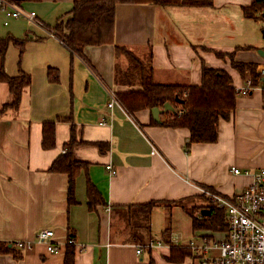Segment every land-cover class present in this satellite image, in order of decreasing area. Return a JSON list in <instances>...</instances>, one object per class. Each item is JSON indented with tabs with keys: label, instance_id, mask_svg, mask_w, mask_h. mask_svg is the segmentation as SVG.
I'll list each match as a JSON object with an SVG mask.
<instances>
[{
	"label": "crops",
	"instance_id": "0c3cea01",
	"mask_svg": "<svg viewBox=\"0 0 264 264\" xmlns=\"http://www.w3.org/2000/svg\"><path fill=\"white\" fill-rule=\"evenodd\" d=\"M74 1H20L42 26L0 10V38L20 42L8 43L0 63L9 76L24 72L30 78L18 107L0 113V241L31 242L29 247L14 246L18 258L0 254V264H62L69 236L76 241L70 245L73 264H201L205 253L193 251L189 242L200 247L205 240L222 238L226 228H193L192 216L200 217L207 208L200 188L233 195L252 176L234 174L231 167L250 172L264 168V90L236 95L235 107L218 121L217 139L191 143L186 151V127L152 123L150 109L132 116L118 106L107 107L109 89H130L115 83V45L141 56L150 51L157 83L200 85L205 66L225 70L236 88L248 76H241L227 55L216 53H233L236 61L258 67L264 55V21L242 15V7L253 0H211V6L119 3L113 43L86 45L78 55L48 33L69 17ZM10 99L7 83L0 81V109ZM102 118L107 124H99ZM48 122L54 126L53 145L44 148ZM71 140L73 159L87 166L78 171L75 202L68 204L67 174L48 168ZM97 143H103V150ZM107 163L115 175H109ZM87 180L105 202L95 210L87 207ZM150 201L156 203L151 233L161 243L137 253L138 244L130 240L120 217L124 209L116 206ZM46 228L53 230L55 253L35 240L38 230ZM170 245L189 248L192 254L180 263L168 261Z\"/></svg>",
	"mask_w": 264,
	"mask_h": 264
},
{
	"label": "trees",
	"instance_id": "16d2710c",
	"mask_svg": "<svg viewBox=\"0 0 264 264\" xmlns=\"http://www.w3.org/2000/svg\"><path fill=\"white\" fill-rule=\"evenodd\" d=\"M119 3H152L159 5H186V6H211V0H75L69 12V17L56 24L52 30L57 38L70 49L72 53L82 55L86 45H101L113 43V24L115 7ZM264 7V0H253L247 6L242 7V15L246 18L262 20L260 14ZM10 41L20 45L15 38H0V57L4 55ZM218 56L227 55L231 66L241 76L251 79L253 84L258 82L256 72L257 63L241 62L234 59L233 53H216ZM115 70L114 79L117 85L130 87L126 91H116L119 100L129 114L134 116L135 112L152 107L162 108L165 102L173 106V111H162L158 123L170 127H186L189 130V138L185 143V150L188 151L191 143L213 142L217 139V126L220 118H225L235 107L236 93L231 85V77L223 69L208 68L202 66L200 85H181L171 83H157L153 79V68L151 65V52L141 56L133 52L127 46L115 45ZM52 79L56 74L49 70ZM0 81L7 83L11 99L3 104L0 113L6 108H17L20 95L24 87L30 83V78L24 72L19 75L9 76L6 74L3 64L0 63ZM53 122L44 124L42 145L50 148L53 145ZM71 140L66 144L64 152L60 153L48 168L51 172L67 174V202H75L74 189L75 177L78 171L87 166L84 161L73 159ZM103 150V143H97ZM87 207L95 210L97 206L105 202L90 180L86 182ZM154 201L141 204H128L116 206L124 209L120 217L124 220L128 229L130 240L138 245L148 248V241L153 238L150 226V217L155 206ZM209 214L200 217L192 216L194 229L217 231L225 228L224 212L220 208L207 206ZM117 212V211H116ZM118 213V212H117ZM119 214V213H118ZM169 228H165L164 233ZM162 239L168 243L167 237ZM168 261L180 263L185 257L190 256L191 250L182 246L170 245ZM11 253L16 258L20 257L19 252L14 249L13 243L0 241V254ZM74 263V250L70 245L66 246L62 264Z\"/></svg>",
	"mask_w": 264,
	"mask_h": 264
},
{
	"label": "built area",
	"instance_id": "2783aa9c",
	"mask_svg": "<svg viewBox=\"0 0 264 264\" xmlns=\"http://www.w3.org/2000/svg\"><path fill=\"white\" fill-rule=\"evenodd\" d=\"M0 10L7 17H22L28 21L43 25L34 11L24 10L18 1L0 0ZM260 14L264 21V7ZM50 35L56 36L52 28L48 29ZM61 42L62 40L58 38ZM258 82L253 84L250 78H246L240 87L234 88L236 95H247L254 90H264V55L256 68ZM109 109L118 106L127 111L114 89L108 90ZM108 120L102 118L99 124H107ZM156 150L153 149L152 153ZM109 175H115L116 169L112 164L105 165ZM234 174H251L252 181L238 193L226 195L209 187H201L207 206L220 208L224 212L225 231L220 239L208 242L205 240L202 246L197 247L193 241L189 242V247L193 251H202L201 264H264V168L250 172L231 167ZM53 230L51 228L40 229L36 233V242L43 243L49 253L58 250L53 241ZM161 242L151 238L147 247L153 248ZM17 248L29 247L31 242L16 241L13 243ZM76 241L72 237H67L66 245H75ZM143 247L137 246V253L142 252Z\"/></svg>",
	"mask_w": 264,
	"mask_h": 264
},
{
	"label": "water",
	"instance_id": "95a60500",
	"mask_svg": "<svg viewBox=\"0 0 264 264\" xmlns=\"http://www.w3.org/2000/svg\"><path fill=\"white\" fill-rule=\"evenodd\" d=\"M15 1L20 2V1H25V0H15ZM261 33H262V37L264 38V28L262 29ZM260 53L263 54V52H260ZM167 110L173 111V106L168 102H165L163 104L162 108H159L157 106L150 108L151 115L156 122L160 121L159 115L161 114V112L167 111ZM200 213L202 215H207V214H209V209L203 208V209H201Z\"/></svg>",
	"mask_w": 264,
	"mask_h": 264
},
{
	"label": "rangeland",
	"instance_id": "374dc122",
	"mask_svg": "<svg viewBox=\"0 0 264 264\" xmlns=\"http://www.w3.org/2000/svg\"><path fill=\"white\" fill-rule=\"evenodd\" d=\"M135 50L137 51V49H135ZM146 54H147V52H144V53H143V55H146ZM116 221H117V220H116ZM117 224H118V225H122L123 223H119V222H117Z\"/></svg>",
	"mask_w": 264,
	"mask_h": 264
}]
</instances>
